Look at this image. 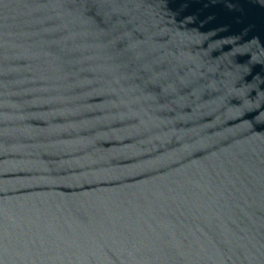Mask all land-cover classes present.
I'll return each mask as SVG.
<instances>
[{
	"label": "water",
	"instance_id": "water-1",
	"mask_svg": "<svg viewBox=\"0 0 264 264\" xmlns=\"http://www.w3.org/2000/svg\"><path fill=\"white\" fill-rule=\"evenodd\" d=\"M0 264H264V0H0Z\"/></svg>",
	"mask_w": 264,
	"mask_h": 264
}]
</instances>
